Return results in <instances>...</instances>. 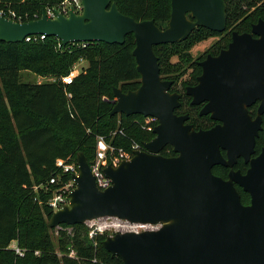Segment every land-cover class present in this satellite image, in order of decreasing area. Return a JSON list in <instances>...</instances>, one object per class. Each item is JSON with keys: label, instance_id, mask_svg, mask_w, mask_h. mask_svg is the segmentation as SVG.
Returning a JSON list of instances; mask_svg holds the SVG:
<instances>
[{"label": "water", "instance_id": "1", "mask_svg": "<svg viewBox=\"0 0 264 264\" xmlns=\"http://www.w3.org/2000/svg\"><path fill=\"white\" fill-rule=\"evenodd\" d=\"M81 1L82 14L72 9L65 16L56 10L54 19L45 12L26 22L0 15V40L46 34L63 44L123 43L134 34L141 84L127 92L115 87L110 114L151 116L158 124L155 137L144 144L146 150L104 168L112 180L106 189L97 186L90 162L79 153L76 187L69 203L52 213L50 226L105 215L141 222L173 220L160 230L121 233L102 244L124 264H264V148L251 159L264 114V19L252 25L258 37L234 32L227 49L200 62L203 72L186 93L192 104L205 102L201 115L221 123L196 130L187 123L188 114L175 112L180 94L171 93L172 81L162 79L154 47L184 41L196 26L223 31L225 1L171 0L165 29L153 19L138 21L122 13L112 0ZM257 100L258 116L252 119L247 106ZM168 144L177 155L161 154ZM239 156L250 162L246 173L231 170L224 179L213 172L215 165L233 166ZM235 183L249 193V204L243 203Z\"/></svg>", "mask_w": 264, "mask_h": 264}, {"label": "trees", "instance_id": "2", "mask_svg": "<svg viewBox=\"0 0 264 264\" xmlns=\"http://www.w3.org/2000/svg\"><path fill=\"white\" fill-rule=\"evenodd\" d=\"M46 0H0V11L13 10L21 21L39 19ZM56 5L61 0H48ZM227 28L223 47L230 41V30H249L252 23L264 19V0H224ZM119 10L138 21L153 19L157 26L169 21L171 0H112ZM201 32L197 41L219 33L205 27H196L192 34ZM154 47L164 78L182 77L190 69L181 89L173 85L170 92H182L176 113L188 114V122L195 129L213 126L210 115H200L201 106L192 105L185 94V85H193L202 73L199 63L183 59L191 44L188 40ZM57 37L47 36L39 41L0 40V264H124L102 244L105 235L91 236V227L85 223H61L53 237L47 227L52 209L47 201L57 185H49L51 176L59 174L58 158L77 161V152L83 151L89 162L96 154L98 136L114 148V154L130 151L132 144L144 145L154 136L158 121L146 123L140 114L125 115L110 112L114 106V88L136 90L141 75L133 50L134 34L123 43L103 41L69 43L60 50ZM182 63L172 69L170 57ZM84 58L88 66L75 76L72 84L61 77L69 74L73 65ZM186 60V61H184ZM186 64V67L185 65ZM27 70L52 80L22 81L20 72ZM180 72V71H179ZM71 93V97L68 96ZM264 139V130L259 140ZM161 154L175 156L172 145H166ZM117 165V161L109 159ZM243 167V166H241ZM228 172V168H224ZM214 173L217 175L218 173ZM68 175H62L66 181ZM37 187V188H36ZM47 187V188H46ZM244 204L249 193L241 191ZM16 241L23 255L11 243Z\"/></svg>", "mask_w": 264, "mask_h": 264}, {"label": "built area", "instance_id": "3", "mask_svg": "<svg viewBox=\"0 0 264 264\" xmlns=\"http://www.w3.org/2000/svg\"><path fill=\"white\" fill-rule=\"evenodd\" d=\"M72 9L77 14H82L84 10V5L82 1L81 0H61L56 5L47 6L44 12L46 13L47 17L54 19L57 17L56 10L59 11L61 14L68 16L70 10ZM0 15H3L17 22H22L21 16L18 15V13L13 10H7L6 14H5V11H0ZM46 37H47L46 34H33V35L26 36L24 40L25 41H39V40H44ZM72 43H75V42H72ZM78 43H82L83 46L87 45V42H78ZM73 66H75V64ZM75 69L72 68L69 74L61 77L63 83L72 84L73 80L75 79V76L83 70V67L81 68L79 72H76ZM68 96L71 97V93H68ZM152 120L157 121V119H155L154 117H151V116L145 117L146 123H150ZM141 150H146L145 146L139 143H134L132 144L130 151H126V152L120 151V153L115 155L114 154L115 150L113 146H111L105 140L103 136H98L97 145H96V154H95L93 161L90 162L91 171L96 179L97 186L103 190V189L108 188L112 184V180L104 172V168L107 165L113 164V162L109 161L110 156L113 157V160H115V162L117 161V165H118L123 160L131 159L134 156L136 151H141ZM56 167L58 168V170H60L59 174L51 176L48 182L49 185L58 184V187H56L53 190L52 197L47 201L48 205L52 209V212L58 211L64 205L69 203L70 201L69 193L76 187L74 176L77 175L79 171L78 162L75 160H71L70 158H67V159L58 158L56 160ZM62 175H68L69 178L66 181H62ZM90 227H91L90 235L93 236L98 232L95 229L97 227L95 228H93L92 226ZM15 248L19 254L23 255V252L21 251L20 248L18 247H15Z\"/></svg>", "mask_w": 264, "mask_h": 264}, {"label": "rangeland", "instance_id": "4", "mask_svg": "<svg viewBox=\"0 0 264 264\" xmlns=\"http://www.w3.org/2000/svg\"><path fill=\"white\" fill-rule=\"evenodd\" d=\"M42 3H43V6L45 7L44 10L46 9L47 6L50 5L49 4L50 1H48V0L43 1ZM44 10H43V12H44ZM187 18L193 22L196 20L194 17H192L191 14H188ZM168 26H169V21H167L166 23H164L162 25V29H165ZM196 27H200V26H196ZM202 27H204V26H202ZM195 28L191 31V33L188 35V37L193 33ZM200 33L201 32L192 34V37L188 40V43L191 45L188 48L187 52L183 54V59H186L187 56L189 55V60H191V61L192 60H198V59L206 58L208 55L214 54V52L220 51V47L223 44L222 36L210 35L203 40H200V41L195 40V39H197V37ZM188 37L186 39H188ZM68 44L69 43L63 44L61 41L60 43H58V48L60 50H66L69 47ZM170 61L172 63V69L173 70H177L179 74L181 72H183V70H181L182 68L180 70H178V68L182 66L181 65L182 63L178 62L180 60L176 56L170 57ZM184 61H186V60H184ZM88 64L89 63L87 60H85L84 58H81L80 60H78L75 63V66H73L72 68L75 69V67H76L75 71L79 72L82 67H86V66H88ZM184 65L186 67V64H184ZM20 76H21L22 81H38V82H40V81L52 80V79H49L47 77L38 76L35 73L27 71V70H22L20 72ZM185 76L187 77V75H183L182 77L177 79L179 87H181V83L183 82V79L185 78ZM79 153H83L86 156V154L83 151L77 152V155ZM109 159H111V156ZM240 194H241V192H240ZM249 203H250V198L246 204H249ZM46 222H47V227L52 230L51 233H52L53 237H56L58 234L59 226L58 225L50 226V219H46ZM84 223L92 226L93 228L97 227V228H95L96 231L105 235L106 239L113 237V236H116L118 234L127 233V232L157 231V230L162 229L164 226V223L162 221H158V222L132 221L130 219L122 218V217L115 216V215H105V216H100V217H96V218H92V219H87V220H85ZM11 246L16 247L17 242L16 241L12 242ZM19 263L25 264L22 261H20Z\"/></svg>", "mask_w": 264, "mask_h": 264}, {"label": "flooded vegetation", "instance_id": "5", "mask_svg": "<svg viewBox=\"0 0 264 264\" xmlns=\"http://www.w3.org/2000/svg\"><path fill=\"white\" fill-rule=\"evenodd\" d=\"M257 22H258V21H257ZM257 22H255V23H257ZM253 24H254V23L251 24L249 30H247V31L239 32V31H237V30H230V31H229V32H230V41H229V43L232 41L233 33H234V32H238L239 34H242V33H251L254 37H258L256 34H254V33L252 32V25H253ZM226 28H227V22H226V27H225V29H224L223 31H220V32H218V31H214V32L219 33V34H217V35L222 36V39H223V35H224V33L226 34V32H225V31H226ZM211 31H212V30H211ZM229 43L226 45V47H223L224 45L222 44V46L220 47V51L214 52V54H212V55H213V56H217V55H219L223 49H227V48H228ZM206 58H207V57H206ZM206 58H202V59H198V60H192V61H193V62H196V63H199V65H200V62L203 61V60H205ZM200 66H201V65H200ZM201 67H202V66H201ZM190 71H191V70L189 69L188 72L185 73L184 75H187V76H188V74L190 73ZM202 72H203V68H202ZM201 74H202V73H201ZM199 76H200V75H199ZM199 76H198V77H199ZM161 77H162V79L171 80V81H172L171 87H172L173 85H176V87L179 88V89L182 88V86L185 84L184 81H186V76H185V78L183 79V82L181 83V87H179V86H178V81H175V79L164 78L162 75H161ZM198 77H197V82H196L195 84H193V85H196V84L198 83ZM193 85H189V84H186V85H185V94H186V95H188V94L186 93L187 87H189V86H193ZM171 87H170V88H171ZM171 93H173V92H171ZM176 93L180 94V98H181V96H182V92H180V93H179V92H176ZM188 96H189V95H188ZM189 97L191 98V101H192V97H191V96H189ZM191 101H190V103H191ZM180 102H181V101H180ZM191 104H192V103H191ZM204 104H205V102L202 103V104H200V105H198V106H201L200 110L202 109V107L204 106ZM192 105H195V104H192ZM259 105H260V100H257V101L254 102L253 104L247 106L248 113H249V115L251 116L252 119H255V118L258 116ZM175 112H176V110H175ZM199 113H200V112H199ZM181 115H184V114H181ZM200 115H201V114H200ZM208 115H210V114H208ZM210 116H211V115H210ZM211 118H212V117H211ZM188 119H189V115H188ZM212 119H213V118H212ZM213 120H214V124H213V126H215V125L221 123V121H219V120H215V119H213ZM187 123H189L188 120H187ZM190 124H191V123H190ZM213 126H212V127H213ZM261 127H262V128H261V130L259 131V134L256 136L255 145H254V152H253L252 155H251V159L254 158V157H256L257 155H259V154L261 153V151L263 150V148H264V139L259 140V138H260V134H261V132L264 130V114H263V116H262ZM210 128H211V127H210ZM194 129H195V128H194ZM207 129H209V128H207ZM196 130H197V129H196ZM198 130H199V129H198ZM221 151H222L223 156L227 157V151H226V150H223V149H222ZM241 166H243V167H241ZM249 167H250V162H246V161H245V158H244L243 156H239V157H237V160H236V162H235V164H234L233 166H226V165H221V164H219V165H215V166L213 167V172H214V170H215V172L218 173V174H217L218 176H220V177H222V178H224V179H228V178H229V173H230L231 170H235V171L239 170V171H241V172L244 174V173L247 172V170L249 169ZM224 168H228V172H227V173L224 172ZM235 186L237 187V189L239 190V192H241V191L244 192L243 188H242L241 186H239L237 183H235Z\"/></svg>", "mask_w": 264, "mask_h": 264}, {"label": "bare ground", "instance_id": "6", "mask_svg": "<svg viewBox=\"0 0 264 264\" xmlns=\"http://www.w3.org/2000/svg\"><path fill=\"white\" fill-rule=\"evenodd\" d=\"M164 226L173 223V220H166L163 222Z\"/></svg>", "mask_w": 264, "mask_h": 264}]
</instances>
